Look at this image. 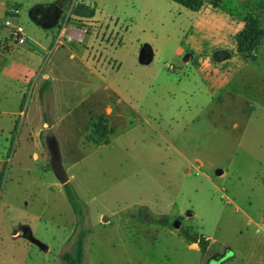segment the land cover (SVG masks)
I'll return each instance as SVG.
<instances>
[{
	"label": "rangeland",
	"instance_id": "374dc122",
	"mask_svg": "<svg viewBox=\"0 0 264 264\" xmlns=\"http://www.w3.org/2000/svg\"><path fill=\"white\" fill-rule=\"evenodd\" d=\"M53 1L0 3L20 7L25 26L36 5ZM90 1L103 4L101 20L120 19L129 58L114 74L127 105L118 110L115 97L87 100L67 70L59 95L39 91L35 103L32 89L0 83V154L9 139L0 264H67L81 229L88 231L84 264H264V38L252 57L234 53L247 14L257 13L264 30V0H222L223 24L204 32L188 31L181 7L169 0ZM136 3L153 10L144 30L135 27ZM150 39L164 42L162 54L142 48ZM217 52L235 76L215 101L205 91L216 89L213 81L177 90L193 77L183 71L189 55L198 67ZM20 104L29 111L15 124ZM51 136L81 218L52 169Z\"/></svg>",
	"mask_w": 264,
	"mask_h": 264
},
{
	"label": "crops",
	"instance_id": "0c3cea01",
	"mask_svg": "<svg viewBox=\"0 0 264 264\" xmlns=\"http://www.w3.org/2000/svg\"><path fill=\"white\" fill-rule=\"evenodd\" d=\"M119 2L122 3L124 0ZM171 3L175 2L171 1ZM78 5L94 9L95 16L87 18L76 15L72 10ZM101 7H103L101 2L94 1L93 4L90 0H57L49 4L36 5L32 23L27 22L28 24L26 23L24 26L27 42L24 45H17L11 37L10 30L5 27V20L8 17L10 7L0 3V83H4L6 79L18 90L20 87L24 89V92L32 89L35 103L38 100L37 93L45 85H49V89L55 95H59L55 92L58 88L57 83L62 82L65 77L64 72L67 70L73 76L72 81L76 89H83L87 93V100L90 101L98 96L108 99L115 97L118 110L127 105L116 85L117 81L114 74L116 69L120 71L123 68L126 58H129L124 36L118 30L121 25L120 19L101 20L98 16ZM179 7H181L177 8L179 15L184 14L185 20L190 22L187 26L188 31L195 29L204 32L206 27L220 28L223 24L224 19L217 16V11L222 5L220 8H215L206 2L199 12L190 11L180 5ZM133 8L134 17H136L135 27L140 30L149 27L153 21L149 17L150 11L153 12L151 7L144 9L136 3ZM204 10L207 13L201 16ZM67 11L68 14H65ZM142 11L145 12L146 16L143 20L141 18ZM209 15L210 18H208ZM230 16L236 23L235 17L231 14ZM21 20L24 23V16L21 17ZM243 24H245L244 21ZM27 26H30L31 32L27 30ZM234 37H236V33H234ZM142 42L141 40L140 43ZM144 42H148V44L142 48L145 47L149 54L156 57L157 54L163 53L164 42L154 39ZM172 43L175 44V41ZM176 50L184 51L180 44L177 45ZM234 53L235 57L240 55L237 52V46ZM225 57L223 53L217 52L213 57H209L201 65L195 67V58L193 55H189L183 71L184 76H186V71L193 72V77L189 76L180 80L177 90L184 92V90L191 91L198 87L204 88L203 85L206 80L213 81L216 89H207L205 86V91L211 97L212 102L215 101L218 96L216 95L217 89L220 86L223 88L227 86L235 76L234 70H224L227 64L224 63L226 59L223 58ZM227 58L229 57L227 56ZM47 59L48 65L43 69ZM111 62H114L113 66ZM224 65L225 67L222 68L221 66ZM149 72L151 70L148 69ZM23 97L25 99V93ZM170 106L173 105L168 107ZM115 110V108L108 107L107 114L111 111L109 115H115ZM28 111L23 112L20 104L19 111L12 113L14 123L16 124L19 116L26 117ZM188 114L186 113V117ZM190 116L192 114L188 118ZM194 116L190 119H193ZM11 134L12 132L8 134L9 138ZM8 146L9 139L7 138V147L0 154V173L4 171L6 165Z\"/></svg>",
	"mask_w": 264,
	"mask_h": 264
},
{
	"label": "trees",
	"instance_id": "16d2710c",
	"mask_svg": "<svg viewBox=\"0 0 264 264\" xmlns=\"http://www.w3.org/2000/svg\"><path fill=\"white\" fill-rule=\"evenodd\" d=\"M178 5L193 11L199 12L205 5L207 0H170ZM213 5L215 8H220L222 5V0H215L208 2ZM76 15L92 18L95 16V10L84 5H78L76 10ZM244 29L237 36V52L241 55H247L252 57L254 52L257 50L261 44L262 39L264 38V30L261 25L260 16L255 12H250L246 15L244 19ZM49 89V85H45L41 91L40 95L43 96L44 93ZM5 178V169L0 173V195L3 189ZM65 192L68 198L70 205L74 213L78 217H82V207L81 200L75 188L67 183L64 185ZM82 219L78 221V227H81ZM88 231L86 229H81V231L76 235L75 248L73 252H68L64 255V260L67 264H84L86 258L85 245L87 239Z\"/></svg>",
	"mask_w": 264,
	"mask_h": 264
},
{
	"label": "built area",
	"instance_id": "2783aa9c",
	"mask_svg": "<svg viewBox=\"0 0 264 264\" xmlns=\"http://www.w3.org/2000/svg\"><path fill=\"white\" fill-rule=\"evenodd\" d=\"M21 17V8L12 6L8 9V17L5 20V27L10 30L11 37L17 45H24L27 42L26 30ZM171 69L175 70L173 67Z\"/></svg>",
	"mask_w": 264,
	"mask_h": 264
},
{
	"label": "water",
	"instance_id": "95a60500",
	"mask_svg": "<svg viewBox=\"0 0 264 264\" xmlns=\"http://www.w3.org/2000/svg\"><path fill=\"white\" fill-rule=\"evenodd\" d=\"M47 146L51 154L52 169L59 182L64 186L67 183H69V180H68L67 172L63 166L59 145L57 141L54 139V137L51 136L47 139ZM175 226L176 228H179L180 224L176 222Z\"/></svg>",
	"mask_w": 264,
	"mask_h": 264
}]
</instances>
